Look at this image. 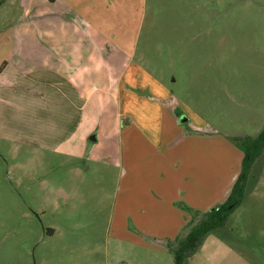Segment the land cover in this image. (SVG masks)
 I'll return each instance as SVG.
<instances>
[{
  "label": "crops",
  "instance_id": "obj_1",
  "mask_svg": "<svg viewBox=\"0 0 264 264\" xmlns=\"http://www.w3.org/2000/svg\"><path fill=\"white\" fill-rule=\"evenodd\" d=\"M147 1L0 0V141L38 164L27 188L56 189L58 202L72 196L64 175L91 190L117 169L110 234L139 264H175L167 243L228 199L244 157L229 137L248 133L179 116L144 62ZM252 171L242 204L185 264H264V180Z\"/></svg>",
  "mask_w": 264,
  "mask_h": 264
},
{
  "label": "rangeland",
  "instance_id": "obj_2",
  "mask_svg": "<svg viewBox=\"0 0 264 264\" xmlns=\"http://www.w3.org/2000/svg\"><path fill=\"white\" fill-rule=\"evenodd\" d=\"M139 40L145 64L180 100L179 116L236 135L262 129L264 0H148ZM9 145L0 141V264H139L138 250L109 232L117 169L89 190L81 179L74 189L77 180L51 167L55 183L58 174L71 177L65 180L71 199L58 202L56 189L27 188L31 175H40L32 168L38 164ZM256 164L254 183L257 173L264 180V153Z\"/></svg>",
  "mask_w": 264,
  "mask_h": 264
},
{
  "label": "trees",
  "instance_id": "obj_3",
  "mask_svg": "<svg viewBox=\"0 0 264 264\" xmlns=\"http://www.w3.org/2000/svg\"><path fill=\"white\" fill-rule=\"evenodd\" d=\"M229 139L244 152L241 171L225 202L210 209L199 223L189 224L188 231L174 242L167 243L168 249L174 254L175 264H185L187 258L198 250L205 235L223 227L244 200L250 173L264 151V128L256 136H230Z\"/></svg>",
  "mask_w": 264,
  "mask_h": 264
}]
</instances>
